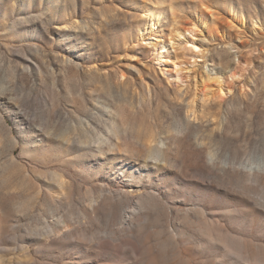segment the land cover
<instances>
[{
  "label": "rangeland",
  "instance_id": "1",
  "mask_svg": "<svg viewBox=\"0 0 264 264\" xmlns=\"http://www.w3.org/2000/svg\"><path fill=\"white\" fill-rule=\"evenodd\" d=\"M0 264H264V0H0Z\"/></svg>",
  "mask_w": 264,
  "mask_h": 264
},
{
  "label": "bare ground",
  "instance_id": "2",
  "mask_svg": "<svg viewBox=\"0 0 264 264\" xmlns=\"http://www.w3.org/2000/svg\"><path fill=\"white\" fill-rule=\"evenodd\" d=\"M154 17H155V18H158V16H157V15H155ZM174 38H175V37H174Z\"/></svg>",
  "mask_w": 264,
  "mask_h": 264
}]
</instances>
